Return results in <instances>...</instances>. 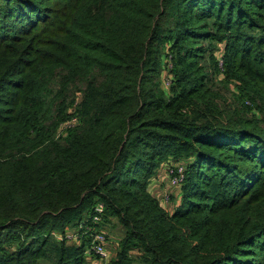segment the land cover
Instances as JSON below:
<instances>
[{
	"label": "trees",
	"instance_id": "16d2710c",
	"mask_svg": "<svg viewBox=\"0 0 264 264\" xmlns=\"http://www.w3.org/2000/svg\"><path fill=\"white\" fill-rule=\"evenodd\" d=\"M97 203L107 264H264V0H0V264Z\"/></svg>",
	"mask_w": 264,
	"mask_h": 264
},
{
	"label": "built area",
	"instance_id": "2783aa9c",
	"mask_svg": "<svg viewBox=\"0 0 264 264\" xmlns=\"http://www.w3.org/2000/svg\"><path fill=\"white\" fill-rule=\"evenodd\" d=\"M69 121V120H68ZM71 126L75 122L74 118L70 119ZM67 122V121H66ZM64 122L63 127L67 126V123ZM168 176L171 179V184H176L179 180L182 178V169H180V177L176 175H171L172 169H168ZM171 175V176H170ZM103 211V204L97 203L95 207L93 208L92 214H90L88 217L83 218L76 228L68 229L63 235H57V239H77V237L80 235H85L86 237H90V244L86 248V253H94V257H96L97 264H107V260L110 256L108 253L105 244H106V237L105 233L102 230V228L99 227L101 224V215Z\"/></svg>",
	"mask_w": 264,
	"mask_h": 264
},
{
	"label": "rangeland",
	"instance_id": "374dc122",
	"mask_svg": "<svg viewBox=\"0 0 264 264\" xmlns=\"http://www.w3.org/2000/svg\"><path fill=\"white\" fill-rule=\"evenodd\" d=\"M70 122H72V121L69 120V121L66 122L67 126H71L70 124H68ZM164 166H168L169 169H171V167L167 163H165V164H163L161 170L164 169ZM163 173H164V171H163ZM164 175H165V179L163 180L162 184L157 183L156 180H153V183L157 184V185H154L157 188L153 189V191L155 192V196L157 198H159V199L163 198L164 200L165 199L167 200L168 196H169L168 194L172 190V188H170V186L172 184H171V179L169 178L168 174H164ZM161 185H163V186H161ZM158 187L162 188L161 189V193L159 191H157L159 189ZM175 191H177V190L175 189ZM162 204L166 208H168L169 205H170V202L163 201ZM103 226H104V228H102V230L103 229L105 230L104 233H105V237H106L105 247H106L108 253L112 254V253H114L117 250L118 244H116V242H118V240L122 238L124 230L121 228V226L118 224V222L115 219H110V223H108L107 225H103ZM57 235H61V234L59 233ZM57 235H55L56 238H57ZM39 264H49V263L47 261L43 260V261H40Z\"/></svg>",
	"mask_w": 264,
	"mask_h": 264
},
{
	"label": "crops",
	"instance_id": "0c3cea01",
	"mask_svg": "<svg viewBox=\"0 0 264 264\" xmlns=\"http://www.w3.org/2000/svg\"><path fill=\"white\" fill-rule=\"evenodd\" d=\"M164 179H165V175H164V173H163V170H161L160 173H159V175H158V177H157L156 179H154V180H156L157 183L162 184ZM152 183H153V182H152ZM154 185H157V184L153 183V184H152V189H156V188H157V187L154 186ZM161 186H163V185H161ZM164 186H165V185H164ZM158 188H159V187H158ZM161 189H162V188H159L157 191H159V192L161 193ZM91 264H97V262H96L94 259H92V260H91Z\"/></svg>",
	"mask_w": 264,
	"mask_h": 264
}]
</instances>
